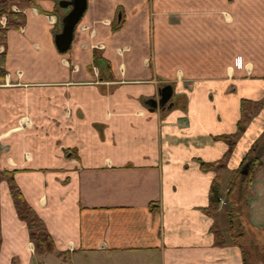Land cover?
Returning <instances> with one entry per match:
<instances>
[{
  "label": "crops",
  "instance_id": "1",
  "mask_svg": "<svg viewBox=\"0 0 264 264\" xmlns=\"http://www.w3.org/2000/svg\"><path fill=\"white\" fill-rule=\"evenodd\" d=\"M66 10L34 0L0 44V170L53 243L34 252L2 179L0 264H244L206 207L255 155L237 217L264 230V0H86L60 52ZM241 99L261 104L228 143Z\"/></svg>",
  "mask_w": 264,
  "mask_h": 264
},
{
  "label": "trees",
  "instance_id": "2",
  "mask_svg": "<svg viewBox=\"0 0 264 264\" xmlns=\"http://www.w3.org/2000/svg\"><path fill=\"white\" fill-rule=\"evenodd\" d=\"M33 4L34 0H0V16H3L5 19L4 24L0 23V44L4 42L8 28H17L23 24L25 19L23 9L28 6H32ZM3 61L4 52L3 50H0V81L3 79L4 73ZM260 104V100L241 99L239 105L241 117L236 121V131L229 135H221V137L228 143H232L239 130H241L243 125L247 122L248 108ZM262 143L264 144V139L262 140ZM242 162L246 164L244 171L241 172L240 167L232 171L231 177L227 183L226 194H228L234 187L241 186L242 188L244 185L247 186L251 179L253 170L259 164L258 158L255 155H249V153L245 155L240 164ZM200 164L204 168H218L223 165V160L217 159L213 162L201 161ZM2 179L5 180L7 184L8 192L18 218L25 222L27 236L28 239L32 241L34 251L38 254L51 251L53 249L52 240L44 228L41 219L34 213L31 207L24 202L21 192L12 178V171L0 170V180ZM217 190L218 176H214L209 188V203L206 207V211L209 213H213L215 211L219 196ZM239 227L240 226L238 225L236 219L229 217L227 226L228 234L231 236L232 243L238 246L240 245L239 236L241 237L242 235ZM235 228L237 231H234ZM214 235L217 243H223V237L219 232L214 230ZM62 258L67 259V256L62 253ZM38 264H42V262L39 261Z\"/></svg>",
  "mask_w": 264,
  "mask_h": 264
},
{
  "label": "rangeland",
  "instance_id": "3",
  "mask_svg": "<svg viewBox=\"0 0 264 264\" xmlns=\"http://www.w3.org/2000/svg\"><path fill=\"white\" fill-rule=\"evenodd\" d=\"M1 17L2 16H0V23L4 24L5 19L4 17L3 19ZM257 106L254 107L256 108ZM250 109L251 108L249 107L247 110L248 116ZM22 122H23L21 123L22 125H27L28 119L24 118L22 119ZM261 145L264 146L262 141H261ZM218 182H219V177H218ZM245 189H246L245 185L242 188L241 186L240 187L237 186L232 188V190L228 194H226V190H223V192L220 193L221 198L220 199L218 198V202L215 208V211L219 208V215L216 218L218 223L216 225L217 227L216 231L222 235L220 228L223 230V228L225 227L224 229H226L227 237L232 243L231 236L228 234L227 226H228L229 217L235 218L238 225L240 226L239 230L242 233L241 237L239 236V240H240L239 246L241 248V251L243 252L245 264H264V230L251 228L252 226L246 223L245 221L243 222L244 223L243 225L241 224V218H238L241 215L243 216L242 218L243 220L244 217H246L245 213H247L245 200H243L242 198V196L246 192ZM215 211L213 213H215ZM237 215L239 216L237 217ZM218 226H220V228ZM234 231H237L236 228ZM223 235L225 237V234Z\"/></svg>",
  "mask_w": 264,
  "mask_h": 264
},
{
  "label": "water",
  "instance_id": "4",
  "mask_svg": "<svg viewBox=\"0 0 264 264\" xmlns=\"http://www.w3.org/2000/svg\"><path fill=\"white\" fill-rule=\"evenodd\" d=\"M86 0H58L57 4L60 7H67V10L60 16L59 24L60 28L52 36V41L55 48L62 52L65 51L72 38V33L75 24L78 22L84 8ZM170 86L164 85L159 92L157 102L162 104L170 93ZM150 104L154 105L155 100L150 99Z\"/></svg>",
  "mask_w": 264,
  "mask_h": 264
},
{
  "label": "built area",
  "instance_id": "5",
  "mask_svg": "<svg viewBox=\"0 0 264 264\" xmlns=\"http://www.w3.org/2000/svg\"><path fill=\"white\" fill-rule=\"evenodd\" d=\"M56 1H58V0H56ZM2 19H3V16L1 17ZM2 22V21H1ZM20 27V26H19Z\"/></svg>",
  "mask_w": 264,
  "mask_h": 264
}]
</instances>
